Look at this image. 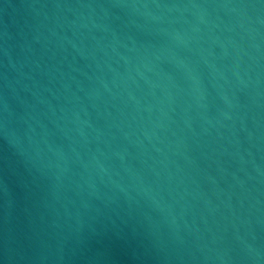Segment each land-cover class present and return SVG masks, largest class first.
Returning a JSON list of instances; mask_svg holds the SVG:
<instances>
[{"label":"water","instance_id":"95a60500","mask_svg":"<svg viewBox=\"0 0 264 264\" xmlns=\"http://www.w3.org/2000/svg\"><path fill=\"white\" fill-rule=\"evenodd\" d=\"M0 264H264V0H0Z\"/></svg>","mask_w":264,"mask_h":264}]
</instances>
